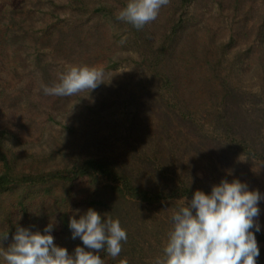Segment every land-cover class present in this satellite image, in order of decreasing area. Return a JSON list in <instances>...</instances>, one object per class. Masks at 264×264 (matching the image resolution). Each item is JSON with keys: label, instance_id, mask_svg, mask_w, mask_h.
<instances>
[{"label": "rangeland", "instance_id": "1", "mask_svg": "<svg viewBox=\"0 0 264 264\" xmlns=\"http://www.w3.org/2000/svg\"><path fill=\"white\" fill-rule=\"evenodd\" d=\"M66 1L5 0L2 10L8 12H0V43L5 32L19 24L12 19L14 14L24 17L29 11V16L35 18L34 29L22 36L21 51L0 45V133L8 131L5 149L16 174L62 169L68 162L64 154L72 152L86 139V134L98 133L95 137L101 143L96 151L133 168L143 170L144 162L148 164L140 177H144V182L149 180L147 172L156 162L155 151L161 148L159 156L166 159L158 168L161 177L157 181L164 182L173 173L174 178L186 179L195 190L210 192L222 178H238L264 197V163L254 157L258 150L255 155L244 153L234 139L223 137L217 122L224 110L223 86L230 84L244 95L241 103L248 112L246 116L261 124L262 131L252 142L264 151V145H259L264 144V38L257 37L259 22L264 17V0H241L238 11L232 0H219L222 7L218 0H196L188 5L169 0L157 18L143 27L138 42L128 34L125 22L102 19V14L95 15L96 20L101 18L97 30L83 43L66 42L59 34L49 40L40 28L53 22L63 26L65 10L61 4ZM89 2L92 10L104 5L118 13L128 0ZM11 7L14 13L10 12ZM84 15L85 12L80 14ZM179 20L183 21L179 44L158 67L173 83L165 89L143 63L157 56ZM49 43L58 49L49 48L53 54H42L48 48L42 45ZM45 60L55 64V75L73 66L102 69V83L94 90L85 89L68 97L45 95L41 85L46 84V75L36 70L34 63ZM147 93L150 103L145 106L142 100ZM142 109L148 111L141 113ZM187 117L189 125L182 122ZM134 124L142 126L141 132L148 141L143 148L131 133ZM202 132L210 138L201 143ZM197 144H203L199 151L193 146ZM88 182H78L71 196L62 186L49 194L30 189L29 215L35 218L32 223L25 219L18 205L20 188L0 194V252L13 243L18 225L43 230L51 223L57 245L67 247L69 252L82 245L79 238H71L60 212H66L69 219H79L77 210L82 214L89 208ZM186 201L183 198L151 205L121 200V226L127 231V242H122V251L116 258L154 264L156 258L163 257L172 212ZM260 208L259 233L264 238V199ZM115 213L113 210L112 219L117 216ZM257 241L258 264H264V241ZM99 255L104 260L108 254L101 251Z\"/></svg>", "mask_w": 264, "mask_h": 264}, {"label": "trees", "instance_id": "2", "mask_svg": "<svg viewBox=\"0 0 264 264\" xmlns=\"http://www.w3.org/2000/svg\"><path fill=\"white\" fill-rule=\"evenodd\" d=\"M40 2H46L47 0H39ZM54 2V0H50ZM87 1V2H86ZM90 0H68L61 4L65 13V19L63 20V26L57 23L44 24V28H40L45 36L52 40L55 34L62 36L66 42L70 41L75 43L76 41L84 42L83 39L90 38L97 30V24L99 20H116V13L114 9L110 6H99L95 10L91 9ZM196 0H180L184 5L191 4ZM219 1V0H218ZM5 0H0V12L7 13L3 11ZM89 4L87 5V3ZM222 7V2L219 1ZM235 9L238 11L240 9L241 0H232ZM6 3V2H5ZM12 3V0H11ZM264 3V1L262 2ZM12 8V7H11ZM16 8V6H15ZM12 8L10 10L13 12ZM85 12L84 16H80L81 13ZM24 14V17L14 14L12 19H15L19 24L14 25V28H9L5 32L3 42L0 43L3 47H10L16 52V49L21 51L24 47L22 44L23 35H28L30 30L34 29V19L32 15ZM102 14L103 16L96 20L95 15ZM18 19V20H17ZM128 27V34L132 36V40L139 41L142 38L143 28L137 30L131 24L125 23ZM16 26V27H15ZM146 27V26H144ZM183 30V21L179 20L172 27L171 32L167 36L163 46L160 48L157 56L152 58L151 61L146 63L144 61V66L147 68L149 73L159 80L163 88L172 87V80L170 76L159 70V65L163 63L164 58L169 57L173 47L176 48L179 44V36ZM40 36V35H39ZM259 39L264 38V17L259 22L258 34ZM70 39V40H69ZM64 41V42H65ZM43 47L57 50L58 46L53 43L42 45ZM38 48V47H35ZM42 52V54H53L52 50ZM37 59V55H34ZM36 70L44 72L46 75L45 81L46 85H53L59 82L60 74L55 75L52 68L55 64L51 60H45L44 63L35 61ZM5 90V89H2ZM224 92V110L221 112V116L217 120L220 129L223 130V137L226 138L227 135L234 139V143L241 148V150L246 154L255 155L256 150H258V155L254 156L258 161L264 163V151L257 149V143L252 142L255 135L261 133V124L252 121L249 116H246L248 112L244 111V106L241 103L244 95L238 91L237 88L231 86L230 84H225L223 86ZM34 104L33 101H29ZM150 103V95L147 93L144 95L142 104L147 106ZM148 110L142 109L141 113ZM183 123L189 125L191 121H188V117L182 120ZM193 128V127H192ZM142 126L136 124L133 125V130L136 136L137 143H140L143 148L148 141L145 140L144 133L141 132ZM194 131H197L193 128ZM98 133L86 134V139L77 144L76 148L72 152L64 154L67 157L68 162L62 169L53 170L48 173H37V174H16V168L14 167L13 161L8 155L5 149V140L8 136V131H3L0 133V163L3 166V172L0 173V194L5 192H12L15 188H20L22 190L19 198L18 205L22 209L25 219L31 221L35 218L29 215L28 208V197L29 190H40L45 194L51 193L55 187L62 186L67 192V195L71 196L78 182L83 180H88L89 190L91 192L90 200H88L89 207L96 209L101 214H105L112 218V211L115 210V216L113 219H119L122 224V206L119 209V202L121 200H129L130 202H140L145 204H155L167 200H179V199H191L193 193L196 191L192 184L186 179H176L173 177V173L164 182L157 181L160 178L159 166L166 159L159 156L161 153V148L156 149V162H153L150 170L147 172V177L149 180L144 182L143 178H140L142 174H145L146 162L144 164L143 170L139 168H133L132 166L120 162L118 159L113 157H108L106 154H101L96 151L98 144L101 143L100 139L96 137ZM96 136V137H95ZM210 137L203 133L199 135L200 142L203 140H208ZM252 142V145L250 144ZM208 143H213L208 141ZM208 143H203L204 145ZM203 144L193 145L194 148L199 151ZM264 145V144H259ZM197 146V147H196ZM150 149H153L150 148ZM169 156V155H168ZM64 157V158H65ZM155 179V180H153ZM161 180V179H160ZM104 182V184H102ZM61 202L60 200H58ZM65 207L67 204V199H64ZM123 203V202H122ZM110 209V212H106ZM33 218V219H32ZM60 218L63 222L66 230L71 232L68 223L69 217L66 212H60ZM30 219V220H29ZM29 225V224H28ZM257 240L264 241L260 233H257ZM104 264H135L134 261L130 260H118L116 257L106 255L104 259ZM137 264V263H136ZM139 264V262H138Z\"/></svg>", "mask_w": 264, "mask_h": 264}, {"label": "clouds", "instance_id": "3", "mask_svg": "<svg viewBox=\"0 0 264 264\" xmlns=\"http://www.w3.org/2000/svg\"><path fill=\"white\" fill-rule=\"evenodd\" d=\"M168 2L128 0L115 14L116 19L140 30L157 18ZM103 75V70L96 67L73 66L60 74L58 83L41 87L45 95L68 97L85 89H96ZM262 199L258 189H250L238 178L231 181L222 178L210 192L196 190L191 199L172 212L163 257L156 258L154 264H258ZM77 213L79 219L71 217L68 227L71 238H79L82 245L72 252L54 242L51 223L43 230L18 225L13 243L0 252V264H104L101 251L117 257L122 242H127V231L119 219L102 215L92 207Z\"/></svg>", "mask_w": 264, "mask_h": 264}]
</instances>
